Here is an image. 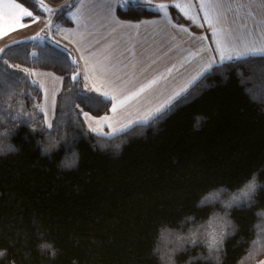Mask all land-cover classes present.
Returning a JSON list of instances; mask_svg holds the SVG:
<instances>
[{"label": "trees", "instance_id": "16d2710c", "mask_svg": "<svg viewBox=\"0 0 264 264\" xmlns=\"http://www.w3.org/2000/svg\"><path fill=\"white\" fill-rule=\"evenodd\" d=\"M17 1L42 14L38 1ZM155 15L142 4L118 11ZM72 61L52 42L0 52V264L264 261V186L252 201L237 191L253 172L264 185V57L214 66L162 114L113 137L85 125L81 108L101 117L111 102L71 80ZM26 70L62 78L51 127ZM85 96L97 101L77 108Z\"/></svg>", "mask_w": 264, "mask_h": 264}, {"label": "crops", "instance_id": "0c3cea01", "mask_svg": "<svg viewBox=\"0 0 264 264\" xmlns=\"http://www.w3.org/2000/svg\"><path fill=\"white\" fill-rule=\"evenodd\" d=\"M36 1L42 12L39 20L32 22L35 16L25 17V27H17L4 35L3 29L7 27L4 17L11 11L6 10L4 4L19 2L0 0V49L23 41L52 42L67 47L78 65L83 86L87 84L89 89L95 83L110 92L111 86L121 81L134 84L155 81L127 111L113 114L110 109L102 117L107 123L113 120L117 125L111 136L129 130L132 125L149 123L153 118L144 122L140 117L174 97L165 110L170 108L214 66L248 57H264V0H205L219 5L211 9L217 30L212 40L229 44L230 54L233 48L247 53L239 58L234 56L232 60L217 58L214 62L210 60L213 55L210 45H215L209 40L201 42L202 36L211 33L205 32L207 25L196 18V8L188 11L186 17L174 7L175 4L187 5L191 0H127L120 9L113 6L111 13L106 6L109 0ZM136 4L147 6L156 15L138 21L118 16V11ZM160 4L166 6L162 11L158 9ZM30 71L35 73L30 75L32 81L39 88L43 86L40 110L48 121L55 113L62 78L49 71ZM177 92L179 96L174 95Z\"/></svg>", "mask_w": 264, "mask_h": 264}, {"label": "snow or ice", "instance_id": "6c2138e0", "mask_svg": "<svg viewBox=\"0 0 264 264\" xmlns=\"http://www.w3.org/2000/svg\"><path fill=\"white\" fill-rule=\"evenodd\" d=\"M28 0H24V3H27ZM127 3V0H124L123 3H121V0H109V3L106 5L108 8L109 13H111L113 6H115V9H120L121 7L125 6ZM219 5L216 4H210L205 2V0H191V3L187 5H181V4H175L174 7L180 9L181 12L184 13L186 17H188V11H190L193 7L196 8V18L200 19L202 21V25L206 24L207 27L205 28V32H210L211 35H204L202 36L201 42L203 40H209L212 44L215 45V47H211L210 50L212 52V57H210L211 61H215L217 58L220 61H224L225 59L232 60L234 56L236 58H239L245 54L246 52L243 51H235V49H232V54L229 53L230 45L226 44L219 39L213 41L212 37L217 35V30L214 25V21L212 18L211 9H214L218 7ZM42 7V6H41ZM166 6L164 4H160L158 6V9L160 11L164 10ZM4 8L6 10H11L9 12H6L5 14V23L7 24V27L3 29V34L7 35L11 31H15L17 27L23 28L26 26L24 23V18H33L34 17V11L29 10L28 7H24L20 3H6L4 4ZM47 11V9H44ZM202 13V15H201ZM190 18V17H189ZM39 20V16H35L32 22H36ZM49 27H51V24H49ZM187 31V29H185ZM4 49H0V52H3ZM83 59V57H81ZM5 64H7V61H4ZM73 64L76 63V61H72ZM11 67V65H9ZM208 67H211V63L208 65ZM28 75H35V73H28ZM80 75L78 71H73L71 75V80L76 81L77 77ZM119 79V78H118ZM155 83L154 80H149L147 83L141 82L139 84H134L131 81H121L119 85L111 86L110 92L109 91H103L101 87H97L94 83L92 87L89 89V86L87 84L84 85V88L86 90H90L92 92L98 93L99 96H104L109 98L111 102V112L113 114H119L121 111H127L129 107L132 106L133 102H139V99L142 97V95L152 87V85ZM40 88L43 89V86L40 85ZM46 94V93H45ZM175 96H179L180 93L177 92L174 94ZM174 97H169L168 100H166L163 104H160L158 107L151 109L148 111L144 116L140 117L141 120L144 122H147L148 120L156 117L159 114H162L165 108H167L171 103ZM97 101L96 96H85L80 100V103L76 105L77 108H81V105H90ZM81 111L84 116L88 115V112L83 111L81 108ZM129 123H132L130 121ZM51 127V125H48ZM92 131H95V129H91ZM260 264H264V261H261Z\"/></svg>", "mask_w": 264, "mask_h": 264}, {"label": "clouds", "instance_id": "9594fccd", "mask_svg": "<svg viewBox=\"0 0 264 264\" xmlns=\"http://www.w3.org/2000/svg\"><path fill=\"white\" fill-rule=\"evenodd\" d=\"M15 145H10L9 146V151H16ZM7 154L5 152H0V155ZM42 155L46 154L45 152L42 151ZM63 167V165H61ZM264 186L262 185L260 179H259V172H253L251 176L244 181V183L241 185V187L237 190L239 192L240 197H242L245 201H252L254 198L258 195L260 188ZM210 195V193L204 194V196H201L200 199L198 200V204L202 203L204 199ZM264 213V208H258L256 209L255 214L259 218L260 214ZM39 248L41 251L44 249H50L49 254L51 256H55V250L52 248V245L50 243H41L39 245ZM6 250L0 249V257H2L5 254ZM157 249L156 247L153 248V253H156ZM158 259L160 257L158 256ZM73 264H76L75 261H73ZM161 264H163V261H161Z\"/></svg>", "mask_w": 264, "mask_h": 264}, {"label": "rangeland", "instance_id": "374dc122", "mask_svg": "<svg viewBox=\"0 0 264 264\" xmlns=\"http://www.w3.org/2000/svg\"><path fill=\"white\" fill-rule=\"evenodd\" d=\"M26 72L29 73L31 71L26 70ZM42 109L44 111L46 110L45 107H42ZM45 117H46V115H45ZM53 117H51L50 120H48V121H47L48 118L45 120L47 122V126L51 124ZM102 117H104V116L94 117L90 114H88L87 116H84L82 114L83 121L90 131H92L91 129H95V131H92L94 134H96L98 136L110 137L112 135L113 130L117 127V125L115 124V122L113 120H110L107 123L106 120H104ZM139 125H141V124H139ZM129 126H131V125H129ZM134 126H136V125H132L131 128ZM117 135H119V134H117ZM114 136H116V135H114ZM111 137H113V136H111Z\"/></svg>", "mask_w": 264, "mask_h": 264}]
</instances>
